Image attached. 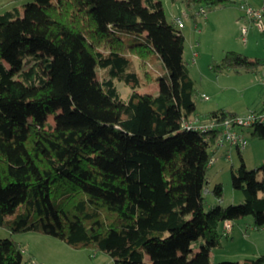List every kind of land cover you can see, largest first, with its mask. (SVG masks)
Instances as JSON below:
<instances>
[{
	"label": "trees",
	"instance_id": "trees-1",
	"mask_svg": "<svg viewBox=\"0 0 264 264\" xmlns=\"http://www.w3.org/2000/svg\"><path fill=\"white\" fill-rule=\"evenodd\" d=\"M34 1L24 14L17 7L0 14V228L92 247L115 264H264V255L210 261L208 250L228 237L225 220L252 215L254 228L264 227V163L248 169L240 156L233 187L244 201L221 205L218 183L207 208L213 147L239 114L219 108L205 116L209 128L182 127L196 90L185 36L166 21L162 1ZM180 1L190 19L199 8L236 3ZM152 53L167 73L157 94L139 93L133 56ZM93 64L105 71L98 83ZM261 67L264 56L237 51L212 63L217 73ZM116 80L132 88L127 101ZM251 130L264 138V124ZM195 243L205 250L193 251ZM24 253L12 236L0 238V264H31Z\"/></svg>",
	"mask_w": 264,
	"mask_h": 264
},
{
	"label": "rangeland",
	"instance_id": "rangeland-1",
	"mask_svg": "<svg viewBox=\"0 0 264 264\" xmlns=\"http://www.w3.org/2000/svg\"><path fill=\"white\" fill-rule=\"evenodd\" d=\"M161 1L164 17L169 23H173L186 11L179 0ZM239 2L240 0H236V5L226 9H207L204 14L197 16V23L186 19L185 27L181 29L186 35L183 55L189 65L196 90L193 115L204 116L212 110L226 107L237 111L239 116H244L262 107L264 86L261 79L264 76V67L259 68L257 73L240 69L221 75L212 69V62L219 61L226 51H237L249 57L264 56V33L242 12ZM262 3L264 6V0ZM15 7L24 14L27 10L36 8L37 4L34 0H0V14ZM197 42L199 46L193 48ZM194 50L199 52L196 64L191 61ZM133 59L141 77V86L137 91L157 94L160 91L157 78L167 73L162 59L156 53H152L147 59L137 56H133ZM93 69L96 72L95 81H102L105 71L95 64ZM115 83L122 99L127 101L132 88L118 80ZM202 93L208 98H204ZM60 112L59 110L58 113ZM191 118L188 121L193 123ZM47 121L54 127L58 126L55 115H48ZM244 135L248 145L241 148L240 153L236 146L224 141L221 147H213V163L209 167L205 185L207 208L217 202L212 190L218 183L223 185L224 190L221 205H235L244 201L243 193L233 187V170L240 166V156L248 169H256L264 163V138L252 135L250 129L245 130ZM261 176L259 172V177ZM233 225V233L222 238L221 246L208 250L212 263L242 262L244 259L264 255V227L255 229L252 215L234 220ZM11 236L22 244L25 258H32L31 264H115L108 253L92 247L77 249L61 239L41 232L12 234L8 229L0 228V238ZM192 248L193 251L205 250L200 243L193 244Z\"/></svg>",
	"mask_w": 264,
	"mask_h": 264
},
{
	"label": "built area",
	"instance_id": "built-area-1",
	"mask_svg": "<svg viewBox=\"0 0 264 264\" xmlns=\"http://www.w3.org/2000/svg\"><path fill=\"white\" fill-rule=\"evenodd\" d=\"M240 9L244 12V14L249 17L258 27V29L263 32L264 31V21H263V13L264 6L261 8H253L245 0H240L238 3ZM205 8H199L197 14H204ZM189 13L187 11H183L181 16L177 17L174 20V24L182 29L185 26V20L189 19ZM262 83L264 85V77L262 78ZM205 98L207 96L203 95ZM197 121L189 122L184 120L182 122V127L186 129H207L209 125L207 124H197ZM257 124H264V111H252L244 116H237L231 120H226L223 126V133L220 139L221 143L228 142L232 146H236L237 148H244L248 145L247 140L244 135L245 130L252 129ZM213 163L211 160L210 164ZM233 229V221L225 220L224 221V232L225 234H230Z\"/></svg>",
	"mask_w": 264,
	"mask_h": 264
},
{
	"label": "crops",
	"instance_id": "crops-1",
	"mask_svg": "<svg viewBox=\"0 0 264 264\" xmlns=\"http://www.w3.org/2000/svg\"><path fill=\"white\" fill-rule=\"evenodd\" d=\"M143 1V0H142ZM174 1V0H173ZM176 1V0H175ZM180 1V0H179ZM247 1V4H249L250 6L251 5H253V6H255V7H263L262 5H263V3H262V0H246ZM181 2V1H180ZM182 4V3H181ZM183 5V4H182ZM233 5H236V3L235 4H231V5H228V6H226V7H222L221 9H226V8H228V7H232ZM254 7V8H255ZM243 12V11H242ZM183 13V12H182ZM263 17H264V13H263ZM190 19V18H189ZM190 20H192L193 22H195V23H197V19H190ZM185 27V26H184ZM183 27V28H184ZM197 27H198V25H197ZM182 28V29H183ZM262 33H264V31L262 32ZM183 34H184V32H183ZM184 36H185V41H186V35L184 34ZM197 46H199V42H197L195 45H193V48H197ZM227 52V51H226ZM223 57V56H222ZM199 58V52L198 51H196V50H194L193 51V54H192V64H196L197 63V59ZM222 59V58H221ZM220 59V60H221ZM215 61V60H214ZM213 63V62H212ZM229 71H232V70H228V71H225V72H222V73H219L220 75L221 74H224V73H228ZM233 71H235V70H233ZM254 73H257V70L256 71H253ZM264 77V76H263ZM262 77V78H263ZM261 82H262V79H261ZM263 84V83H262ZM264 86V85H263ZM203 95H205V93H202V96ZM205 96H207V95H205ZM204 97V96H203ZM205 98V97H204ZM208 98V97H207ZM263 103H264V94H263V101H262ZM261 106H263V104L261 105ZM223 108V107H222ZM225 109H226V107H224ZM262 107H260V109H261ZM260 109H257V110H254V111H259ZM229 110V109H228ZM213 111V110H212ZM234 112H237V111H234ZM207 114H205L204 116H196V115H193L192 116V118H191V120H194V121H197L198 122V124H202V122H204L203 120H205L204 118H205V116H206ZM251 130V129H250ZM244 133V132H243ZM223 144L221 143H219V144H217L216 145V147H221ZM210 166H211V164H210ZM223 227H224V224H223ZM233 228H234V225H233ZM233 233V229H232V231H231V233L230 234H232ZM230 234H228V236L230 235ZM34 261V260H33ZM34 264V263H33Z\"/></svg>",
	"mask_w": 264,
	"mask_h": 264
}]
</instances>
